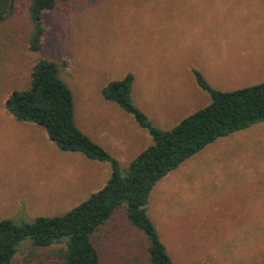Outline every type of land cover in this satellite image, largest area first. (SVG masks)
Segmentation results:
<instances>
[{
	"label": "rangeland",
	"instance_id": "374dc122",
	"mask_svg": "<svg viewBox=\"0 0 264 264\" xmlns=\"http://www.w3.org/2000/svg\"><path fill=\"white\" fill-rule=\"evenodd\" d=\"M206 1L184 9L185 0H58L44 12L42 46L34 50L27 0H19L17 12L0 21V220L23 224L64 215L111 176H98L80 196L65 201L69 173L90 179L92 172L78 163L73 169L67 151L43 126L23 123L6 109L13 91L30 87L39 60L59 64L60 77L73 93L77 124L108 147L124 175L153 137L133 114L104 97L107 84L132 74L133 103L161 130L211 103L195 70L216 89L253 85L227 83L213 45L231 37L227 0H215L214 12L202 7ZM258 26H264V17ZM253 127L262 130L264 121L208 144L152 189L147 213L174 264H264V149L249 147L257 134ZM120 150L125 153L117 154ZM93 240L101 264H151L149 241L123 205ZM30 242L19 244L13 264H63ZM31 251L38 254L27 260Z\"/></svg>",
	"mask_w": 264,
	"mask_h": 264
},
{
	"label": "trees",
	"instance_id": "16d2710c",
	"mask_svg": "<svg viewBox=\"0 0 264 264\" xmlns=\"http://www.w3.org/2000/svg\"><path fill=\"white\" fill-rule=\"evenodd\" d=\"M18 2L0 0V21L17 12ZM57 2L27 0L33 22L32 49H41L45 32L44 12L53 9ZM194 73L199 86L210 93L212 101L170 130L154 126L148 116L135 106L132 101V74L103 88L106 99L133 114L153 137V143L131 161L128 174L124 175L118 159L78 127L73 93L60 77L59 64L50 59L39 60L33 67L30 87L13 91L6 100V109L19 121L43 126L62 150L82 152L92 159L109 162L112 173L101 189L64 215L39 217L32 223L23 224L0 220V264H13L19 244L26 239H30L36 248L48 249L49 254L63 264H101L93 237L121 205L125 206L131 224L147 237L150 263L174 264L147 213L146 205L152 189L208 144L264 121V82L223 91L213 88L200 71L195 70ZM36 253L31 251L26 259L30 260L29 257L36 256Z\"/></svg>",
	"mask_w": 264,
	"mask_h": 264
},
{
	"label": "crops",
	"instance_id": "0c3cea01",
	"mask_svg": "<svg viewBox=\"0 0 264 264\" xmlns=\"http://www.w3.org/2000/svg\"><path fill=\"white\" fill-rule=\"evenodd\" d=\"M198 1L199 0H185L184 9L188 7V3H197ZM214 2L215 0H207L201 4L203 8L214 12ZM210 3L212 6H210ZM263 4L264 0H227V35L231 37L227 43L223 42L219 44H213L218 48L219 58L225 67L224 72L227 70V83L255 85L264 82V26H258L259 24L263 23ZM222 9L226 10V7H223ZM243 20H245L244 23H242ZM251 20L253 21L254 25L251 24ZM208 47H210V45ZM195 89L196 91H201L197 87ZM236 89L227 87V91H233ZM20 127L25 129H29L30 127L33 128V126ZM78 127L94 141L109 151L108 147L104 143L92 137V135L86 129L79 125ZM128 127L131 130H134L136 126ZM252 131L257 134L250 141L249 147H251V149L257 150V147L262 145L264 149V128L259 130L258 128L253 127ZM66 153H68L65 154L66 158H69L70 163L74 165V167L71 165L73 169L75 168L76 163L82 164L92 172V175L90 179L87 177L83 179L80 172L77 173L75 170L74 172L72 170L68 175V179L71 180V184L69 189H67L65 192V201L71 200L73 196H80L82 191H85L89 184H93L98 176H104V173L107 175L111 174V169L109 166H104L106 164H104L103 161L92 159L86 154L82 156V152L67 151ZM124 153L125 151L123 150L117 152V154ZM105 184L106 183H104V185Z\"/></svg>",
	"mask_w": 264,
	"mask_h": 264
}]
</instances>
